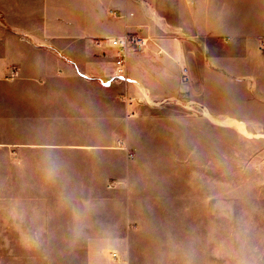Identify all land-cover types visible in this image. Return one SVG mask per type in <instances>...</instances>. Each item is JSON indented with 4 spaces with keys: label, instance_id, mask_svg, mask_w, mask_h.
<instances>
[{
    "label": "crops",
    "instance_id": "0c3cea01",
    "mask_svg": "<svg viewBox=\"0 0 264 264\" xmlns=\"http://www.w3.org/2000/svg\"><path fill=\"white\" fill-rule=\"evenodd\" d=\"M125 33L150 38L149 47L132 53L126 67L127 83L146 89L153 98L181 88L184 68L189 76L183 85L197 89L215 86L217 69L227 72L232 88L250 86L244 78H254L257 87H263L264 0H0V147H106L57 143L58 136L74 134L69 130L79 109L84 115L97 106V113L104 115L107 103H115L113 114L121 118L116 98L74 95L79 75L89 85L99 77L103 81L105 75L96 67L105 68L106 61L96 49L81 48L76 55L72 45ZM213 40L221 41L225 50L214 52ZM110 58L109 79L104 81L112 86L120 81L113 79L112 50ZM209 96L205 94V118L216 124L215 132L217 123L224 125L219 118L245 132L242 119L248 116L220 114ZM140 99L131 106L141 120H149L137 121L147 123L142 127L128 125V147H160L157 137L176 135L179 174L148 181L144 207L136 202L140 195L132 182H125L123 191H113L120 197L109 209L105 179L82 178L74 181L82 185L79 190L43 193L25 187L11 190L10 184H25L27 177L1 176L0 264H264L263 241L235 240L233 235L235 184L246 181L196 170L187 174V166L197 167V149L187 147V142L198 130L181 123L185 114H147L138 107ZM234 104L246 109L249 101L243 98ZM125 113L131 110L127 107ZM91 128L98 130L94 135H104L106 125ZM149 135L151 144L146 138L137 144L132 139ZM113 186L108 189L115 190ZM219 207L227 213L221 222ZM141 211L144 217L137 216ZM242 232L250 238L259 230L251 221ZM43 244L66 250L61 257L52 251L43 260ZM235 248H241L240 256H235ZM111 252L119 253L120 259L112 260Z\"/></svg>",
    "mask_w": 264,
    "mask_h": 264
},
{
    "label": "rangeland",
    "instance_id": "374dc122",
    "mask_svg": "<svg viewBox=\"0 0 264 264\" xmlns=\"http://www.w3.org/2000/svg\"><path fill=\"white\" fill-rule=\"evenodd\" d=\"M108 38L105 37L103 40ZM97 40L99 39H93L88 44L77 41L72 47L76 55L80 53L81 48L96 49L104 55L106 67L104 68L103 64L96 67L99 72L101 71L105 75L102 77L103 81H100L99 77L89 85L88 82L82 80L86 77L79 75L75 80L74 95L100 96L110 101H114L112 98H116L121 105V118L115 117L117 112H115V116L113 114L114 107H116L113 104L115 103H107V111L104 115L101 110L99 114L97 113V106H95V111L91 109L84 115L80 113L79 109V113L75 112L74 114L73 121H71L72 128L69 130L74 134L67 137L58 136L57 143L90 146L99 144L110 147H0V177L13 179L25 176L27 177L26 182L35 181L36 183L10 184L11 190H13L12 187H25L26 191L36 190L43 193L53 190L72 191L75 190L74 188L79 190L82 185L76 184L74 181H80L79 179L82 178L96 182L99 178L105 179L108 209L114 207L117 202L115 200L120 197L113 191L117 189L123 191L125 182L131 181L134 191L139 192L140 195L136 202L144 207L146 201L142 196L145 195L148 181H153L152 179L155 177L179 174L176 135L156 136L161 141L160 147H149V145L148 147H128L127 145L129 136L126 135V130H128L126 128L128 125L130 124L134 128L137 125L142 127V124L146 126L147 123L141 122L149 120L147 118L141 120V114L136 115V108L131 106L133 104H129V100L137 99L138 101L140 98H144L140 99L141 103L138 104V107L143 108L147 114L161 117L167 116V114L168 116L185 114V120L181 119V123H184L187 129L195 128L201 131V134L196 131V137L190 135L191 140L187 142V147H196L198 153L197 167L192 169L187 166L185 168L187 174L196 170L197 174L214 175L219 179L232 177L235 181H246L244 185L235 184L237 189H235L233 208V235L235 240L244 238L264 243V194L262 192L264 183H259L260 179L264 178V82L260 83L263 87L258 88L256 79L244 78V82L250 86L245 89L232 88L228 85L231 81L229 82V78H226L229 77L227 72L224 69H217V83L210 89L202 90L182 84L181 88H171L172 94L167 92L166 95L153 98L146 89L138 88L131 82L129 84L127 81L119 84L112 82L113 85L110 86L111 84L104 81L109 79L107 72L110 67L112 49L99 46ZM210 46L214 52L225 50L221 41L213 40ZM262 51L264 50L262 49ZM185 70L189 76L188 69L184 68L181 73V83L185 80ZM244 70H247L246 66H244ZM135 88H137L136 91ZM206 93L211 94L212 97H209L213 106L219 113L221 112L220 114L229 111L244 112L243 114L248 116L247 119H242L245 132L235 125L227 123L231 120L220 118L217 119V122H224V125L217 123L215 132L216 124L210 123L205 118L208 110L204 106V102L205 100L209 102V98L205 97ZM243 98L249 101L246 109H241L239 105L234 104L235 101ZM89 106L92 108V105ZM127 107L131 110L130 115L125 113ZM137 121L141 122L137 123ZM151 121L148 122L151 123ZM102 123L106 125L105 134L94 135L93 133L98 130L91 127ZM87 131L91 134H86ZM111 131L113 134L109 133ZM140 138H146L148 144L153 142V135L132 137L135 144L140 143ZM114 181L118 182L116 184L118 187L112 183ZM53 182L54 184H51ZM109 185H115L113 186L115 190H109ZM90 186L97 187V184ZM241 189L248 190L250 193L243 194ZM258 200H262L263 205L256 203ZM225 215H227L226 209L219 207V222L225 218ZM137 216L144 217V212H138ZM251 221L258 227L259 232H254L256 233L254 237L248 238L247 233L244 234L242 229ZM255 249L256 247H253L250 252L252 253ZM41 250L44 260L51 257L53 252L60 256L61 252L65 253L66 249H50L43 244ZM241 254V248H235V256Z\"/></svg>",
    "mask_w": 264,
    "mask_h": 264
},
{
    "label": "built area",
    "instance_id": "2783aa9c",
    "mask_svg": "<svg viewBox=\"0 0 264 264\" xmlns=\"http://www.w3.org/2000/svg\"><path fill=\"white\" fill-rule=\"evenodd\" d=\"M115 17L120 15L116 12H111ZM99 46L110 47L113 50V64H114V81H127L126 65L129 56L132 53H139L145 51L150 44V38L140 35L138 33H125L123 35L108 38L106 40L99 39L96 41ZM185 80L183 84L188 82L187 70L184 71ZM135 99H130L129 104H132ZM110 257L114 261L120 259L117 252H111Z\"/></svg>",
    "mask_w": 264,
    "mask_h": 264
}]
</instances>
